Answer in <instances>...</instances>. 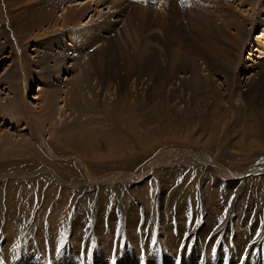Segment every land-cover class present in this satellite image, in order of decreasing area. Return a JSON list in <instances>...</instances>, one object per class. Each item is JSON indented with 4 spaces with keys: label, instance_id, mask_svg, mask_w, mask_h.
<instances>
[{
    "label": "rangeland",
    "instance_id": "1",
    "mask_svg": "<svg viewBox=\"0 0 264 264\" xmlns=\"http://www.w3.org/2000/svg\"><path fill=\"white\" fill-rule=\"evenodd\" d=\"M1 39L0 264H96L100 246L125 264H233L209 261L210 239L264 242V0H0ZM36 42L64 46L38 58ZM61 61L83 97L51 118L39 78Z\"/></svg>",
    "mask_w": 264,
    "mask_h": 264
},
{
    "label": "bare ground",
    "instance_id": "2",
    "mask_svg": "<svg viewBox=\"0 0 264 264\" xmlns=\"http://www.w3.org/2000/svg\"><path fill=\"white\" fill-rule=\"evenodd\" d=\"M67 0H58V3L60 4H64L66 3ZM145 1V0H144ZM156 1V0H155ZM148 2V1H147ZM65 9V8H64ZM68 11V10H67ZM64 14L63 19H64V24L66 25H70L67 17H68V13L67 12ZM69 23V24H68ZM239 28V26H238ZM9 29H11V26H9ZM243 31V30H242ZM68 36L70 37L72 36V32L71 30H67ZM8 35V34H7ZM7 35L5 34L4 36H2L3 38L7 37ZM244 35V34H243ZM259 38L261 36H258ZM257 37V38H258ZM2 40V39H1ZM19 40V39H18ZM3 43V40L0 42ZM62 44V45H61ZM61 44H55L54 46H64V43ZM1 45V44H0ZM6 45V44H5ZM48 47L49 50L53 49V44L49 43L46 45ZM46 46H41L39 45L37 42L34 44V46L32 47L33 51L36 53L35 57L38 58H42V53H45L47 51ZM43 47V49H41ZM18 48V47H17ZM4 53V49L0 46V54ZM5 53L1 55L2 59H7L6 56L5 57ZM52 57V56H50ZM53 60L55 61V57L53 56ZM49 61L48 59L45 62V65H48ZM254 63V62H253ZM260 63V62H259ZM257 64V63H256ZM259 65V64H257ZM50 66V65H49ZM250 66V65H249ZM248 66V67H249ZM253 66V65H252ZM71 67V66H70ZM68 68L66 66H64V62L61 61L58 64V71L54 74V79H57V81L52 82L49 78H47V75H42L41 78H39L40 80V87H39V96H36V99H40V103H43L41 105L42 110H40L39 114L41 113V111L43 112V114H48V117L53 118V116L55 118H57V115L62 114L64 111V109H66V107H68L69 104H71V100H73L74 102H77L79 100H81V96H82V85L84 84V76H80L75 80V84L72 83V85H68L67 83H62V79L60 78V74L61 72H65ZM85 86V85H84ZM33 87V86H32ZM81 94V96H80ZM62 97V101L65 100V103H63L62 105H59L58 107H56L55 104H57V99L59 97ZM65 95V97H64ZM83 97V96H82ZM64 98V100H63ZM60 103V102H59ZM72 105V104H71ZM70 105V106H71ZM72 107V106H71ZM68 109V108H67ZM60 112V113H59ZM66 113V112H65ZM53 115V116H51ZM63 115V114H62ZM62 115H60L59 117H61ZM63 117V116H62ZM61 117V118H62ZM9 119V118H8ZM52 121V120H51ZM117 179L116 177L113 178H107L106 180H114ZM113 182V181H112ZM55 188V187H54ZM65 212L67 213V210H65ZM208 236V235H207ZM211 236V235H210ZM218 236V235H217ZM47 237V236H46ZM257 237V236H256ZM254 237V238H256ZM208 238H210L208 236ZM237 238V237H236ZM239 238V237H238ZM249 238V239H248ZM48 239V237H47ZM178 239V238H177ZM207 239V238H206ZM175 240V239H174ZM246 240V241H245ZM12 241V240H11ZM43 241V240H42ZM94 241V240H93ZM244 241L242 243H231V244H227L225 241L224 243L221 244V246L217 247V242L215 243V245L213 244V239H210V252L208 253V258L209 261H211V263H215V262H221L223 263V257L224 254L226 253V251H230V259L232 260L231 263L233 264H239V260L241 256H247L245 263L244 264H264V242L262 240H260L259 237H257L256 239L252 240L250 238V235H245L244 237ZM101 242V241H100ZM116 242V241H115ZM164 242V241H163ZM151 243V242H150ZM177 243V242H176ZM207 243V242H206ZM53 244V243H52ZM55 244V243H54ZM111 245H113L112 243H109ZM152 244V243H151ZM150 244V245H151ZM57 245V244H56ZM62 245V244H61ZM61 245H57V246H61ZM201 246V242L198 240V237H187L186 239H182L181 242H179V252L180 254L183 255V257H187L191 258L193 256V254L195 253L196 249L198 246ZM239 245V246H238ZM71 246V244H70ZM175 246V245H174ZM232 247H238L237 251H234L232 249ZM36 247H34L35 249ZM54 248V247H53ZM123 248V247H122ZM121 248V250H122ZM67 249V248H66ZM108 250L102 251L101 250V246L98 247V249H96L97 251L92 254L94 251H88L89 253L87 255H85L86 257H88L90 260L94 261L96 260V264H125L124 259H119L117 257H115L114 259H112L113 256V250L110 247L106 248ZM127 249V248H124ZM50 250V249H49ZM48 250V251H49ZM69 251V249H67ZM82 250V249H81ZM89 250V249H88ZM131 250V249H130ZM174 250V249H173ZM216 250V254L214 256V251ZM12 248L11 246H6L5 244V255H9V253H11ZM204 251V250H203ZM206 251V250H205ZM32 252V251H31ZM67 252V251H66ZM141 252V250H140ZM172 252V251H171ZM81 252H77L75 253L76 255H80ZM201 253V252H200ZM82 254V253H81ZM171 254V253H170ZM179 254V255H180ZM227 254V253H226ZM71 254L65 253L64 255H62L61 257H57L58 259L56 260V264H85V262L81 261V260H76V258H73L70 256ZM120 255V253H119ZM150 255V254H149ZM148 255V256H149ZM178 255V254H177ZM181 255V256H182ZM234 255V256H233ZM116 256V255H115ZM160 256V255H159ZM29 257V256H28ZM114 257V256H113ZM139 258V257H138ZM207 258V257H206ZM17 259V258H16ZM227 259V258H226ZM10 260V259H8ZM14 260V259H13ZM45 260V259H44ZM88 260V259H87ZM14 264H26V262L22 261V260H15L12 261ZM46 261V260H45ZM87 262V261H86ZM190 262V260H189ZM198 262V261H197ZM40 264L41 260L38 256H33V257H29V260L27 261V264ZM225 263V262H224ZM7 264H11L9 261H7ZM92 264V263H91ZM132 264V263H130ZM151 264V263H150ZM174 264V263H173Z\"/></svg>",
    "mask_w": 264,
    "mask_h": 264
}]
</instances>
